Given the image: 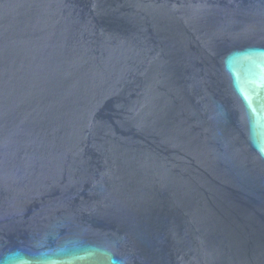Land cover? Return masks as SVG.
<instances>
[{"label":"water","instance_id":"95a60500","mask_svg":"<svg viewBox=\"0 0 264 264\" xmlns=\"http://www.w3.org/2000/svg\"><path fill=\"white\" fill-rule=\"evenodd\" d=\"M264 264V0H0V264Z\"/></svg>","mask_w":264,"mask_h":264},{"label":"snow or ice","instance_id":"6c2138e0","mask_svg":"<svg viewBox=\"0 0 264 264\" xmlns=\"http://www.w3.org/2000/svg\"><path fill=\"white\" fill-rule=\"evenodd\" d=\"M113 264H116V262H115V261H113Z\"/></svg>","mask_w":264,"mask_h":264}]
</instances>
